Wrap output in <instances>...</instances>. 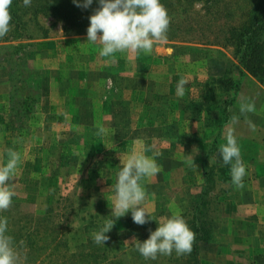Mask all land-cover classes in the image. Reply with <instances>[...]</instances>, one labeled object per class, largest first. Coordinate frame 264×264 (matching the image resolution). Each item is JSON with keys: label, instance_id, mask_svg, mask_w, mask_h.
Segmentation results:
<instances>
[{"label": "rangeland", "instance_id": "374dc122", "mask_svg": "<svg viewBox=\"0 0 264 264\" xmlns=\"http://www.w3.org/2000/svg\"><path fill=\"white\" fill-rule=\"evenodd\" d=\"M169 1L173 21L167 33L175 35L177 27L183 41L157 42L148 53L102 57L87 34L65 36L63 20L42 14L32 20L27 15L26 27L46 38L0 43V165L9 148L21 155L9 181L13 203L0 215L8 217L19 264H185L184 253L175 250L146 259L134 238L145 240L177 209L188 220L189 203L202 186L201 159L215 131L198 119L206 101L217 117L215 106L223 108L222 101L233 98V92L227 97L217 91L216 97H202L208 79L228 73L238 83L236 97H250L256 105L264 103V84L242 70L227 41L251 0ZM18 43L26 47L16 54L3 48ZM181 80L183 95L177 91ZM28 96L39 100L30 111L21 109ZM5 97H12L11 106ZM235 128L246 163L243 181L252 173L253 198L243 196L246 190L231 194V165L223 163L219 148L205 154L212 177L206 207L212 239L199 244L200 264H264V209L252 203L263 193V175L247 170V159L256 149L263 152L264 142L260 135L252 138L248 124ZM138 137L151 146L147 154L158 153L161 165L144 180L143 204L153 219L142 225L132 220L131 210L112 216L116 176ZM109 218L115 220L109 238L97 244L94 233Z\"/></svg>", "mask_w": 264, "mask_h": 264}, {"label": "clouds", "instance_id": "9594fccd", "mask_svg": "<svg viewBox=\"0 0 264 264\" xmlns=\"http://www.w3.org/2000/svg\"><path fill=\"white\" fill-rule=\"evenodd\" d=\"M100 5L89 16L87 42L100 45L99 55L113 57L117 52L135 51L137 54L151 52L157 42L167 40L170 24L168 9L162 0H97ZM12 0H0V36L7 34L12 27L10 5ZM31 0H24L27 6ZM77 6L87 8L93 0H73ZM185 81L178 82L177 91L183 95ZM256 103L250 97L242 96L239 114H233L226 126L219 152L224 164L231 165V181L238 187L243 186L246 175V163L243 160L241 146L236 135L235 125L239 123L241 114L256 112ZM251 129L256 124L247 120ZM100 132L103 134L104 129ZM135 145L126 153L123 166L119 169L114 184V201L112 216L118 218L131 210L132 220L137 224H145L153 219L146 211L143 202L147 196L144 180L154 176L161 170L156 160L158 153L147 154L151 146L143 138H136ZM9 158L0 165V210L8 209L13 203L15 191L9 181L13 180L21 155L13 148L8 149ZM204 178L201 177V182ZM146 214H148L146 216ZM115 220L108 221L94 233V241L103 244L108 240L106 233L112 228ZM155 230L149 236L136 241L137 251L146 259H156L158 254L169 255L175 250L178 254L192 250L195 232L189 226L182 212L177 209L171 215L161 218ZM8 217L0 215V264H19L20 255L16 247L15 237L9 232Z\"/></svg>", "mask_w": 264, "mask_h": 264}, {"label": "trees", "instance_id": "16d2710c", "mask_svg": "<svg viewBox=\"0 0 264 264\" xmlns=\"http://www.w3.org/2000/svg\"><path fill=\"white\" fill-rule=\"evenodd\" d=\"M164 5L165 7H170V1L166 0ZM99 7L100 5L97 0H93V3L87 8L77 6L73 3V0H31V3L27 6L24 4V0H12L10 5V12L12 15L10 23L12 27L7 34L0 36V43L46 38V33H41L42 35H33L27 32V23L29 21L31 22V20L39 14L49 15L63 20L65 25L62 29L65 36L87 34V27L90 23L89 16ZM27 15L30 16L31 20L29 17H26ZM84 19H86L87 27H84ZM171 20L173 21L172 18ZM177 25H180L179 22ZM177 29L179 28H175V35H169L170 33H167L168 41L175 38L178 41H183ZM227 41L233 46V58L242 70L249 73L261 84H264V0L250 1L245 20L240 25L229 29ZM25 47L24 43H18L15 46H6L3 48L7 51L13 49V53L16 54L20 49ZM226 74L224 73L222 76L218 77H210L204 84L202 97H216L215 92L217 91L218 94H226L227 97L233 92V98L222 101L223 108L217 107L218 105L215 106L218 113L217 117H213V111L211 112L210 110V106L213 105L206 101L207 111L203 118L199 117L198 119L205 127L218 129L219 132L221 130L220 128H223L224 124H226L229 119L228 108L234 104L238 93V83H236L235 79L228 77ZM15 86L12 88L14 89ZM7 100L9 106H11L12 97H8ZM38 101L39 100L34 97H25L21 101V109L26 107L27 110L30 111L33 105ZM218 138L219 134H216L211 139L209 147L205 152L207 156L208 154L212 155L217 150ZM205 154H203V158L201 159L204 178L201 190L192 197L189 203V217L187 222L195 232V239L191 252L184 253L186 257L184 261L185 264H200L198 257L199 244L209 243L212 239L210 223L206 216V207L208 204L207 194L209 192L212 177L205 165V159L207 157ZM88 242L92 244L91 241Z\"/></svg>", "mask_w": 264, "mask_h": 264}, {"label": "crops", "instance_id": "0c3cea01", "mask_svg": "<svg viewBox=\"0 0 264 264\" xmlns=\"http://www.w3.org/2000/svg\"><path fill=\"white\" fill-rule=\"evenodd\" d=\"M5 98L4 99L6 101L8 97H5ZM239 104H240V99H239V97H236L234 104L231 107L228 108V114H229L228 121L226 122V124H224V127L223 128H220L221 130L219 129L220 132L218 131V129H215V131L213 133V135L219 134V138H218V148L220 147L221 142H222V138L224 137V132H225L224 128L228 125V123L230 121V117L233 114H235V111L239 110ZM256 108H257V111L256 112L246 113V117L243 116V121L240 120L238 124H240V125L241 124L242 125L248 124L247 123V120L248 119H251L252 121H254L255 124H256V128L254 130L252 129V132L254 134L252 138H254L256 136V134H257V135H260L261 136V138L259 140L261 142H264L262 140V139H264V103H262V105H256ZM238 124H236V125H238ZM252 142H253V139H252ZM260 149H262V148L256 149L254 152H252V154L247 159V161L249 163L247 170L249 172L250 171L252 172V168H254V169H258L259 171H261V173H262L263 176H262V178H259L258 180L260 182L264 183V149H263V152L260 151ZM200 169H201L200 175L203 177L202 164H201ZM250 175H251L250 180H246V182L243 181V186L242 187H238L236 185L233 186L232 191H231V194L232 195L234 193L238 192V191H240V194L242 195L241 192L243 190H246V192L243 193V196L245 197L246 194H248L250 198L252 197V186H255V184H254V181L252 179V173H250ZM191 177H190V182L193 179ZM255 179H257L256 176H255ZM261 188L263 190V193H260L259 194V197H260L259 201L258 202H255L256 198L252 199V203H258L257 205H255V207H258L259 210H260V203L262 204V209H264V186H261ZM243 196H242V198H243ZM236 206H238V203L235 204V207ZM254 211H257L256 208H254Z\"/></svg>", "mask_w": 264, "mask_h": 264}]
</instances>
